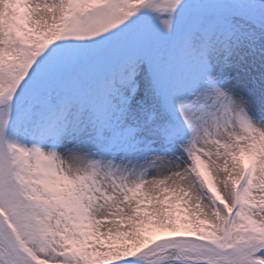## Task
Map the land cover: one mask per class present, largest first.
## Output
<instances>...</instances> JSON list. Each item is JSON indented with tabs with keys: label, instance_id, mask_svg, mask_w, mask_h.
I'll use <instances>...</instances> for the list:
<instances>
[{
	"label": "snow or ice",
	"instance_id": "obj_1",
	"mask_svg": "<svg viewBox=\"0 0 264 264\" xmlns=\"http://www.w3.org/2000/svg\"><path fill=\"white\" fill-rule=\"evenodd\" d=\"M0 264H264V0H0Z\"/></svg>",
	"mask_w": 264,
	"mask_h": 264
}]
</instances>
